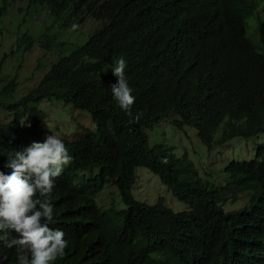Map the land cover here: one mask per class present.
Segmentation results:
<instances>
[{"label": "trees", "instance_id": "1", "mask_svg": "<svg viewBox=\"0 0 264 264\" xmlns=\"http://www.w3.org/2000/svg\"><path fill=\"white\" fill-rule=\"evenodd\" d=\"M26 1L32 13H44L37 21L28 13L16 50L39 40L37 23L42 47L60 46L56 59L24 93L15 77L0 76V109L9 114L0 116V171L11 172L5 167L9 153L48 135L68 149L73 159L54 178L49 225L62 230L68 243L52 264H264V141L255 143L251 158L230 160L225 166L230 181L218 186L200 176L190 158L177 156L166 144H151L146 130L174 111L172 121L193 126L208 147L264 132L260 0ZM8 6L2 0L0 18ZM250 15L258 19L257 42L247 32ZM85 20L93 26L85 41L68 52L66 42H54L53 30ZM121 57L135 97L132 116L113 97L111 85L118 78L112 71L100 72ZM44 99L86 111L94 129L74 139L45 129L38 107ZM138 113L140 119L134 120ZM137 165L156 173L187 208L171 209L163 195L153 203L134 198ZM93 167L98 171L87 180L78 175ZM107 182L118 187L123 208L99 207L95 194ZM243 192L244 203L224 207ZM17 256L16 247L0 241V264H18Z\"/></svg>", "mask_w": 264, "mask_h": 264}, {"label": "rangeland", "instance_id": "2", "mask_svg": "<svg viewBox=\"0 0 264 264\" xmlns=\"http://www.w3.org/2000/svg\"><path fill=\"white\" fill-rule=\"evenodd\" d=\"M5 2L7 0H4ZM2 0H0V4ZM8 9L0 18V76L6 75L9 79L15 77L20 84L18 90L21 93L31 88L41 77V70H45L49 64L56 59L59 52V46L55 45L51 49L42 47V34L40 35V26L34 25V34L39 40L34 41L29 49L21 51L16 50L17 38L27 27V19L30 16L35 17L37 21L40 14L32 13V6L28 5L26 0H8ZM259 14L264 18V0H260ZM43 17V16H42ZM48 18L44 17L46 21ZM47 22V21H46ZM50 22V19L49 21ZM47 22V23H48ZM81 23V22H80ZM256 15H250L246 18V27L249 36L258 41ZM45 25V23H44ZM71 25L63 28H56L53 39L54 42L64 41L67 52L85 41L92 30L90 20H85L80 26ZM39 28V30H37ZM46 52V56L44 53ZM44 61V62H43ZM43 62L42 67L38 64ZM41 64V65H42ZM115 62L108 63L100 72L103 74L112 71ZM17 95V92H16ZM38 107L43 111L42 127L51 129L66 137L74 139L78 137L86 128L94 129L95 124L90 115L83 110L74 108L72 105L57 99H44L38 103ZM9 114L0 109V116L4 119ZM177 117V113L169 111L161 117L160 120L153 122L146 128L149 142L166 144L169 150L173 151L179 157H187L193 161V169L202 177L207 178L218 186L227 185L230 181L229 174L225 169L226 164L232 159H249L254 155L255 143L259 140L264 141V132L255 136L242 137L233 136L224 143L214 144L212 147L205 145L197 136L196 129L193 126L183 124L176 125L172 120ZM222 123L215 132L218 136ZM97 167L89 170L78 171V175L86 177V180L96 174ZM134 198L153 203L159 195L164 196L165 203L173 210H183L187 208L186 203L177 199L167 184L163 183L160 177L143 165L135 167V181L131 188ZM243 192L240 198H232V201H224L226 209L240 206L247 200ZM238 196V195H237ZM236 197V196H235ZM95 198L101 209H105L111 204L118 208L124 207L118 187L111 183H105L104 187L95 194Z\"/></svg>", "mask_w": 264, "mask_h": 264}, {"label": "clouds", "instance_id": "3", "mask_svg": "<svg viewBox=\"0 0 264 264\" xmlns=\"http://www.w3.org/2000/svg\"><path fill=\"white\" fill-rule=\"evenodd\" d=\"M125 68L126 60L121 57L112 68L118 81L111 90L120 108L132 116L135 97ZM141 115L136 114L134 120ZM20 124L24 127L25 120ZM72 159L64 142L55 135L8 154L5 167L11 172L0 171V241L7 248H17L18 264H52L64 255L68 243L65 233L49 227L53 223L50 200L54 178Z\"/></svg>", "mask_w": 264, "mask_h": 264}]
</instances>
